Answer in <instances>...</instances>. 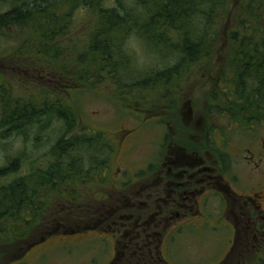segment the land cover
<instances>
[{
	"label": "rangeland",
	"instance_id": "rangeland-1",
	"mask_svg": "<svg viewBox=\"0 0 264 264\" xmlns=\"http://www.w3.org/2000/svg\"><path fill=\"white\" fill-rule=\"evenodd\" d=\"M26 1L30 2V0ZM44 1L39 2L45 6H48L46 2L50 6H53L55 1L58 2V0ZM126 2H131V0H126ZM12 3L13 0H0V15L10 10ZM101 3L107 7L118 6L116 0H102ZM234 3L235 0H230L226 8L219 10L222 14L216 22L218 36L206 46L204 58L192 63L187 62L181 72L172 76L173 78L168 82L163 79L158 82L157 87L146 88V91L129 93L131 89H126L122 97L116 95L120 94L116 87L106 82L105 79L101 82L81 85L83 75L87 72H78L79 56L86 60L85 65L89 66L88 63L93 59V54L90 53L88 44L94 32H97L101 25L98 19L100 18L98 8L79 5L71 9L66 4L60 6L61 10L58 13L62 16L57 21V26L60 27L62 33L57 38L54 37V40L50 35V30L54 25H43L44 18L36 17L37 15L25 24L12 25L0 30V72L8 75L12 83V93L0 94V168L8 167L9 171H12L15 168L11 169V167L17 163V170L0 179V186H5L22 176L35 175V178H38L40 172L50 170L53 165L62 169L61 155L55 152V148L63 135L71 138L75 135L90 133V131L95 134L100 132L106 136L105 144H108L96 161L97 163L100 160L107 162V166L99 173L83 182H78L79 185L74 187L68 186L67 183L54 187L50 184L42 186L39 193L34 195L36 197L30 198L33 205L25 206L23 213L25 218L16 223H9L10 229L2 228L5 232L0 234H11V239L4 242L0 240V243L6 244L3 246L6 252L0 264H107L112 257L111 250L114 247V241L109 239V235L103 231L107 225L100 219L105 209V201L103 202L101 197L105 191L104 185L107 183L105 180H108L118 168H121L127 175L130 172L140 171L150 173L153 170L151 154L156 151V148L159 154L163 151L161 146L153 148V145L159 141V136L163 132L161 125L165 123L170 122L171 126L168 141L181 138L182 131L185 132L183 136L185 134L186 139L195 140L202 137V139L212 140L215 137L221 138L220 131L223 135L229 130L228 123L231 119L228 112L240 120L249 118L247 117L248 106L244 104V100L235 103V97H231L229 104L225 102L218 104L224 108L219 111L214 110L215 112L210 114L212 95L217 96L218 93L215 92L220 89V85L217 86L219 79L216 78L223 71L233 53L229 33L235 23ZM100 31L102 30L100 29L98 34H101ZM245 33L250 36L251 31L247 30ZM171 34L175 36L176 32L173 31ZM125 48L134 56L137 66L144 70L161 71L179 64L180 55L178 56L177 52L166 58L157 57L151 53V47L149 48L140 39L138 33H132L126 39ZM38 49H43V51H38ZM42 52L46 55L50 54V59L44 57V53L41 55ZM229 84L230 82L227 86ZM234 87L235 84H231V88ZM46 90L52 94H44ZM164 94L175 100L177 97V100L166 102L167 107L162 105V102L152 103V101L162 100ZM3 95L5 97L10 95L8 100L12 105L32 103L38 108L44 106L43 103L52 102L50 105H54L55 101H62V104L56 102L55 108L70 107L68 112L75 119L74 126L68 127L69 117L68 120L63 121L56 116L43 115L33 126H27L20 134L17 130L9 129L14 124L1 127V119L10 120L3 115L5 111L3 109L6 107V103L2 101L5 98ZM216 99L219 103L222 102V98L216 97ZM223 99L225 101L228 98L223 96ZM142 100L147 103L140 104ZM234 104L238 105L235 109L231 108ZM141 106L146 107L147 115L143 113ZM134 108L140 109L135 110ZM176 108L184 109V113L177 112L176 117L164 113L165 109L175 110ZM262 111L264 113V108ZM149 114L159 118V120L156 119V125L148 120ZM198 118H202L200 127L195 126ZM249 121L239 126L234 122L235 137L247 136L254 127L264 128V117L260 120L249 118ZM256 121L259 123H255ZM121 129H126L129 135L136 136L135 143L129 145L126 141L115 155L112 151L110 152V149L111 146L114 147L115 134ZM248 142L239 143L236 146L242 149L251 148L255 152L260 151V141L257 144ZM234 144V141L230 142V145L225 142L219 143V152L226 155L224 170L229 164L228 159L235 164L236 160L230 156L235 152ZM208 145L211 148L215 147L210 142ZM250 154L253 155L247 151L245 153L246 157ZM70 156L71 154L64 159L71 162ZM15 159L17 160L12 163ZM116 161L121 164L118 165ZM242 164L244 166H241L238 173L242 178H247L250 171L247 170L245 162ZM89 166L87 164L84 167ZM260 173L259 178H264V170ZM56 175L59 176L55 173L54 176ZM100 176L104 177L100 179ZM146 176L149 177L148 174ZM125 177L128 179L124 175ZM33 180L36 181V179ZM146 182H149V178ZM226 182L224 181V184ZM75 183L76 181L73 182ZM88 183L89 188L87 189L86 184ZM80 185L82 189L78 188ZM232 186L234 190H240L234 183ZM76 188L79 192L85 193L84 196L87 197L81 199L77 190H74ZM138 190V182H136L128 188L126 193L137 196ZM61 194L71 195L76 198L75 205H82L78 208L77 206L71 208L64 199H59ZM94 195L100 197V200H95ZM217 202L218 205L215 204ZM242 202L240 200V203ZM212 203L215 206L207 212L208 218L198 213L187 222L179 224L172 232L168 249L164 248L163 244L160 254L154 253L156 259L153 262L148 263L150 260L145 257L139 259L124 256L123 260L118 261L117 264H166V260L169 264H260L261 260H264V238L256 241L252 237L250 251L241 255H239L240 252L239 254L233 252L237 256L232 253L233 256L226 260L227 257L224 256L231 248V239L234 236L229 224L235 223L237 210L233 209L232 199L228 195H225L222 201L219 199ZM52 213H58L60 215L58 220H61L64 225L44 222ZM66 230L74 231L70 233ZM250 235L252 236V232ZM42 237H45L46 241L40 243V246L28 248L31 242ZM35 248H41L43 252H33ZM41 254H43L42 257H40Z\"/></svg>",
	"mask_w": 264,
	"mask_h": 264
},
{
	"label": "trees",
	"instance_id": "trees-1",
	"mask_svg": "<svg viewBox=\"0 0 264 264\" xmlns=\"http://www.w3.org/2000/svg\"><path fill=\"white\" fill-rule=\"evenodd\" d=\"M39 1L44 0H30V2L13 0L11 9L0 15V30L12 25L25 24L37 15L36 17L44 18L43 25H54L50 30V35L54 40L62 33L60 27L57 26V21L62 16L58 13L61 10L60 6L66 4L71 9L79 5L98 8L97 12L100 14L98 19L101 21L99 24H101L102 31H100L101 34H98L100 29L94 32L88 44L90 53L93 54V59L88 63L89 66H86V60L79 56L81 63L79 62L78 72H87L83 75L81 85L85 86L87 83L101 82L105 79L106 82L116 87L120 93L116 95L121 97L126 89H131L129 93L146 91V88L157 87L158 82L163 79L168 82L175 74L181 72L187 62L192 63L204 58L206 46L218 36L216 22L222 14L219 10L226 8L230 3V0H131V2L116 0L118 6L107 7L101 3L102 0H58L52 4L53 6H50L46 0L44 2L48 6L42 5ZM234 5L235 23L229 33L233 53L223 71L216 78L219 79L217 86L220 85V89L215 92L218 93L217 96L212 95L210 111L223 109L224 107L218 104L224 102L229 104L231 97H235V103L244 100L248 111L264 108V0H235ZM247 30L251 31L250 36L245 33ZM173 31L176 32L175 36L171 34ZM132 33H138L140 39L149 48L151 47V53L157 57L166 58L177 52L178 56L180 55L179 64L161 71L144 70L137 66L134 56L125 48L126 39ZM38 51H43V49H38ZM49 55L47 53L44 57L50 59ZM228 82L235 84L233 90L228 88ZM11 89V79L0 72V94H10ZM44 94L52 93L46 90ZM165 95L167 94L163 96ZM223 96L228 99L224 101ZM9 97H5L2 101L6 103L3 115L10 120L1 119V127L14 124L9 129L17 130L20 134L27 126H33L43 115L56 116L63 121L68 120L69 117L68 127L74 126L75 119L68 112L70 107L55 108L56 104H62V101H55L54 105H50L52 102L43 103L44 106L38 108L32 103L12 105L8 100ZM216 97L222 98V102L219 103ZM158 101L154 103H161L163 100ZM142 103L145 104L147 101L142 100L140 104ZM236 107H238L237 104L231 106L233 109ZM140 108L145 110V106ZM105 140L107 139L103 133L95 134L92 131L71 138L63 135L55 148V152L61 155L62 169L53 165L50 170L40 172L38 178H35V175L22 176L5 186H0V233L5 232L2 228H9V223H16L25 218L23 216L25 206L33 205L30 198L37 195L42 186L50 184L54 187L67 183L68 186L74 187L79 185L78 182L95 176L107 166L105 160L96 162L108 147ZM73 153L74 156H72ZM69 154H71V162L64 159ZM87 164L90 166L85 168ZM12 168H15L12 171H16L17 163H14ZM12 171H9L8 167L0 168V179ZM55 173L59 176H54ZM75 181L76 183L73 184ZM78 188L82 189V186ZM78 188L74 190H77L78 196L83 199L85 193L79 192ZM86 188H89V183L86 184ZM0 235L2 242L11 239V234ZM5 245V243H0V261L6 252V248L3 247ZM135 250L137 249L132 251ZM166 264H168L167 261ZM260 264H264L263 259Z\"/></svg>",
	"mask_w": 264,
	"mask_h": 264
},
{
	"label": "flooded vegetation",
	"instance_id": "flooded-vegetation-1",
	"mask_svg": "<svg viewBox=\"0 0 264 264\" xmlns=\"http://www.w3.org/2000/svg\"><path fill=\"white\" fill-rule=\"evenodd\" d=\"M231 84L228 88L233 90ZM162 100V105L165 107L168 106L166 102H173V98L171 99L168 95L163 96ZM176 100L174 99V102ZM152 103L150 102V104ZM171 107L173 106L171 105ZM144 109L143 112L147 115L146 107ZM262 109L247 111V117L249 116L251 120H260L261 117H264ZM177 112L183 114L184 109L164 110L166 115L173 117H176ZM210 112L213 114L215 111L211 110ZM228 114L231 119L228 123L229 130L227 133L225 131L223 135V132L220 131L221 138L215 137L212 140L210 138V140L202 139V137L195 140L186 139L185 134L183 136L184 131H182L181 138H177L176 141L170 139L168 141L171 133L170 122L161 125L162 135L159 136V141L154 143L153 148L161 146L163 151L159 154L156 148V151L151 154L153 170L150 173L140 171L130 172L127 175L121 168H118L116 172L112 173L113 175L109 176L108 180H105V182L107 181L104 185L105 191L101 195L102 201H105V209L100 219L107 225L103 231L109 235V239L114 241V247L111 250L112 257L107 264H117L118 261L123 260L124 256H133L139 259L145 257L150 260L148 263L153 262L156 258L154 253L160 254L163 244L164 248L168 249L172 232L179 224L187 222L198 213H202L208 218L207 212L215 204L218 205V202L215 204L212 202L219 199L222 201L225 199V195L232 199L233 209L237 210L234 218L235 223L229 224L234 236L231 239V248L224 256L227 257L226 260L233 256L231 255L233 252L238 254L240 252L239 255H241L250 251L252 237L256 241L264 238V178H259L260 172L263 173L264 170V128L254 127L247 136L235 137L236 128L234 125L239 126L250 121L249 118L240 120L231 112ZM156 119L159 120L152 114L148 115V120L153 121L155 125ZM201 122L202 118H198L195 126L200 127ZM128 133L129 131L126 129H121L115 134L114 147L111 146L112 154L116 155V152L126 141L129 142V145L135 143L136 136ZM227 138L229 140H226ZM233 141L235 146L246 141L255 144L260 141L261 148L259 152H255L251 148L242 149L236 146L235 152L230 154L231 158L236 160L235 164L228 159L229 164L224 170L226 155L219 152V143L225 142L230 145V142L233 143ZM205 142L208 144L210 142L215 147L211 148ZM243 150L253 155L250 154L246 157V151L243 152ZM242 162H245L247 170L250 171L247 178H242L238 173L241 166H244ZM116 163L121 164L117 161ZM227 173L229 174L227 175ZM147 174L149 177L146 176ZM124 175L128 179L124 178ZM147 178H149L148 183L146 182ZM224 181H227L226 184ZM136 182H138L139 189L137 196L127 194L128 188L132 184L135 185ZM232 183L241 191L234 190ZM60 196L59 199H64L71 208L73 206L78 208L82 205H75L76 198L71 195L61 194ZM94 199L99 201L100 197L94 195ZM240 200L243 202L240 203ZM59 216L58 213H52L44 222L49 221L55 225H62L63 222L58 220ZM66 231L73 233L74 230ZM45 237L34 240L28 248H37L40 243L46 241ZM36 248L33 252H43L41 248ZM133 249L137 250L132 251Z\"/></svg>",
	"mask_w": 264,
	"mask_h": 264
}]
</instances>
